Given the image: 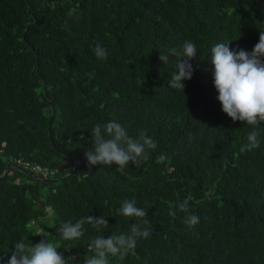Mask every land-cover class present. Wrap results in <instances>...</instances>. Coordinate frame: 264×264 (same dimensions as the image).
Segmentation results:
<instances>
[{
	"label": "trees",
	"instance_id": "16d2710c",
	"mask_svg": "<svg viewBox=\"0 0 264 264\" xmlns=\"http://www.w3.org/2000/svg\"><path fill=\"white\" fill-rule=\"evenodd\" d=\"M260 31L264 0H0V264L22 238L83 264L92 239L140 222L119 214L125 199L154 230L110 264H264V122L241 152L252 128L222 112L210 60L221 42L251 52ZM185 41L197 55L183 92L169 86L170 50ZM110 121L157 143L147 161L89 166L93 126ZM88 215L109 226L86 223L78 240L57 231Z\"/></svg>",
	"mask_w": 264,
	"mask_h": 264
},
{
	"label": "clouds",
	"instance_id": "9594fccd",
	"mask_svg": "<svg viewBox=\"0 0 264 264\" xmlns=\"http://www.w3.org/2000/svg\"><path fill=\"white\" fill-rule=\"evenodd\" d=\"M74 9L69 11L73 15ZM176 59V70L171 75L169 86L173 89L183 90V81L191 80L193 65L190 61L197 55L196 45L185 41L180 48L170 50ZM97 59L106 60L108 53L99 43L94 48ZM159 59L166 64L168 56L161 54ZM210 60L216 99L221 110L233 122L239 121L252 128L247 135L248 143L241 147V152L251 151L259 146V126L264 122V31L259 32L258 42L251 52L243 49L233 50L228 43H217L211 48ZM83 139V137H81ZM92 148L86 150L84 155L89 166L105 165L124 169L130 164L139 166L147 161L150 152L157 148V143L145 131H141L137 138H133L127 130L115 121L103 125L97 123L91 131ZM166 157H158L163 162ZM25 163H23V166ZM29 165L25 168H28ZM52 172L44 171L48 175ZM189 195L176 206L181 212H189ZM119 214L125 217H135L140 221L130 227L129 233L112 232L107 238L99 235L92 239L88 251L93 255H85L83 264H110L109 257L124 261L136 248L139 238L148 239L154 230L147 219L148 211L136 206V201L125 199L119 209ZM169 215L175 217L176 209H170ZM91 225L97 231L109 226L104 215L95 217L88 215L82 217L74 224L63 223L57 231L64 240H78L84 235V225ZM199 223L195 214L188 215L185 224L191 228ZM7 264H68V259L58 251L57 246L43 238L38 243H26L22 238L15 243ZM3 260V257H0Z\"/></svg>",
	"mask_w": 264,
	"mask_h": 264
},
{
	"label": "built area",
	"instance_id": "2783aa9c",
	"mask_svg": "<svg viewBox=\"0 0 264 264\" xmlns=\"http://www.w3.org/2000/svg\"><path fill=\"white\" fill-rule=\"evenodd\" d=\"M25 165V167H27L28 165L27 164H24Z\"/></svg>",
	"mask_w": 264,
	"mask_h": 264
}]
</instances>
